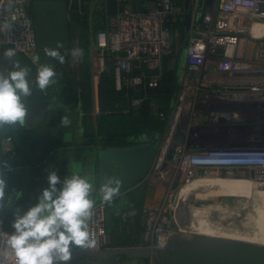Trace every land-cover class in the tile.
<instances>
[{"label":"built area","instance_id":"obj_1","mask_svg":"<svg viewBox=\"0 0 264 264\" xmlns=\"http://www.w3.org/2000/svg\"><path fill=\"white\" fill-rule=\"evenodd\" d=\"M93 1L67 0L69 10L79 15L85 14L84 5H88L90 11L94 9ZM206 1L202 0V3ZM256 2L213 0L211 6L203 9L198 0H193L192 21L198 13H201V19L188 39L166 142L170 136L173 137L189 91L194 95L206 86L227 81L233 84L243 81L250 90H261L264 83V34L254 36L253 26L244 19L248 17L264 23L255 15ZM97 8L104 16V26L97 29L90 39L91 76L96 83L101 76L110 73L114 88L122 92L123 100L122 104L115 103L114 109L108 112L129 113L141 106L146 89L160 84L163 57L173 50L171 25L184 20L183 10L179 0H142L140 12L133 10L132 0H116L115 14H110L108 0H99ZM9 18L12 20L11 27L6 30L0 27V53L7 47H14L17 53L37 67L41 64V56L30 1L0 0V20ZM37 56L38 60L35 59ZM10 141L11 136H7L4 142L6 149H10ZM261 160L255 152L227 149L197 159L187 155L183 163L256 165ZM161 161L158 160V165ZM153 216L154 211H150L148 222L154 219ZM89 230L96 241L95 246L82 249L114 247L106 229L104 201L95 202ZM170 232L169 223L155 222L150 244L165 245ZM7 233L10 231L4 229L3 219L0 218V252L8 248ZM0 259L4 264H15L12 256H0Z\"/></svg>","mask_w":264,"mask_h":264},{"label":"rangeland","instance_id":"obj_2","mask_svg":"<svg viewBox=\"0 0 264 264\" xmlns=\"http://www.w3.org/2000/svg\"><path fill=\"white\" fill-rule=\"evenodd\" d=\"M98 2L93 1L94 9ZM189 6L187 1L184 22L187 28L191 16ZM244 19L253 26L254 36L264 34L263 22L248 17ZM88 22L89 33L93 34L102 19L94 10L89 14ZM75 61H70L72 66ZM261 87L255 92L247 87L246 82L233 84L227 81L206 86L194 95L188 92L173 137L166 142L169 123L156 145L154 162L141 181L145 185V195L149 193L150 198L145 196L143 199L138 219L149 211V207L155 214L148 223H145L147 213L143 217V227L149 236L155 222L170 224L171 209L176 205L226 210L222 215L225 221L264 228V177L256 173L257 168L264 167V83ZM35 92L33 86L31 96H36ZM151 104L153 110L159 112L158 103L153 101ZM136 140L151 139L148 134H143ZM164 144L166 148L162 150ZM227 149L255 152L262 160L256 165L183 163L187 155L197 159ZM159 159L162 161L158 165Z\"/></svg>","mask_w":264,"mask_h":264},{"label":"water","instance_id":"obj_3","mask_svg":"<svg viewBox=\"0 0 264 264\" xmlns=\"http://www.w3.org/2000/svg\"><path fill=\"white\" fill-rule=\"evenodd\" d=\"M213 0H207L211 6ZM110 14L116 12V0H108ZM133 10L142 11V0H132ZM203 8V7H202ZM204 9V8H203ZM32 15L40 50L57 47L60 51L71 46L70 10L67 0H34ZM255 15L264 21V0H257ZM201 13L195 17V27ZM188 38L184 40L185 53ZM10 68V67H9ZM27 118L39 112L45 101H26ZM48 129L42 128L37 152L42 151ZM156 145L148 142L103 148L90 170L97 176V186L107 178L119 180L116 198L136 187L154 162ZM67 161V160H65ZM81 161H72V169L79 171ZM63 164L60 168H64ZM112 198V199H113ZM98 199L103 201L98 194ZM105 202V201H104ZM226 210L176 205L171 209V232L165 245L123 246L100 249L74 248L69 264H98L115 255L151 258L153 264H264V228L225 221ZM0 218L2 214L0 213Z\"/></svg>","mask_w":264,"mask_h":264},{"label":"crops","instance_id":"obj_4","mask_svg":"<svg viewBox=\"0 0 264 264\" xmlns=\"http://www.w3.org/2000/svg\"><path fill=\"white\" fill-rule=\"evenodd\" d=\"M180 6L183 10V14H185V9L183 8L184 6ZM192 6L193 0H190L189 12H191ZM94 10H98L100 12L97 8L89 11V14H91ZM184 20L182 22H184ZM188 22L189 39L191 30L194 28L192 27L194 21H192L191 16ZM172 34L174 38L175 33H173V31ZM89 36L91 37L92 34L89 33ZM73 41L74 43H72ZM73 47H80L77 32L71 39L70 48L63 50V52L67 54L69 68L76 70L78 69L80 58L76 59L75 66H72L74 59L70 55V49ZM16 59L20 61L21 65L29 66L32 70L31 75L33 77L35 76L37 67L31 65L22 54L17 52ZM70 61L72 63H70ZM4 64L7 67H11V65H7L6 61ZM183 66H181L180 72L182 71ZM108 74L111 76L110 73ZM110 78L113 81L112 76ZM98 84L99 81L95 83L91 76L92 93L89 105L81 101V104H78L74 108H69V106L66 105L62 98L60 87L57 83L50 85L43 91L36 88V96H30L26 101H45V105L39 109L38 113L32 115L29 124L25 121L23 125H8L7 130L0 132V162H5L0 163V174H2L7 181L6 191L11 193L13 196L11 206L0 208V213L2 214L4 224H7L11 231L13 230L11 226L13 211L17 208L20 210L26 209L28 206L36 202V197L40 190L47 186V175L49 171L55 170L61 180L72 172H78L80 175L90 178L94 185L98 188L97 176L94 171L90 170L92 162L97 159L100 151L105 148L98 140V119L101 115L111 113L108 112L110 111L109 109L103 110L99 103ZM64 115H68L71 119V124L68 126L61 124V117ZM42 128L48 129V136L42 151L37 152L38 139ZM8 134L11 136V141L9 143L10 149H6L4 146V142ZM34 156L38 157V159H35ZM30 159L35 161L30 164L28 162ZM9 161H12L11 163L13 164H10ZM63 161L65 167L60 168ZM72 161H81V163H83L82 167L79 168V171H74L72 169ZM141 183L142 182H140L137 186L142 185L145 187V185ZM17 191L21 192V196L18 200L15 199V193ZM145 194L146 193H144L143 199H145V196L149 199V193H147V195ZM122 195L118 197H121ZM93 198L95 199V202L100 201L98 199V193L95 191L93 192ZM106 202L108 201H105L104 203ZM120 205L121 204L118 203L114 205L113 208V210H115L114 217L118 219V226L106 227L108 234L112 238V245L114 247H136L143 246L147 242L150 243L152 236H149L148 232L143 227V217L145 216V213H147L145 223H148V213L152 211V209L149 207V211L147 212L146 210L143 214L144 216H141V218L138 219L141 211V209H138V206L123 209L119 207ZM141 207L143 208V206ZM98 264H153V262L151 258H136L127 255H115L108 259H102V261Z\"/></svg>","mask_w":264,"mask_h":264},{"label":"clouds","instance_id":"obj_5","mask_svg":"<svg viewBox=\"0 0 264 264\" xmlns=\"http://www.w3.org/2000/svg\"><path fill=\"white\" fill-rule=\"evenodd\" d=\"M11 22V18L0 20V27L6 30L11 27ZM59 45L57 42V47L46 48L45 54L63 64L66 57ZM70 55L74 60L78 59L83 55V49L73 47ZM5 61L10 68L5 66ZM31 71L29 66L21 65L16 59L14 47L0 53V126L23 125L27 118L25 101L32 95L33 86L43 91L57 81L52 64H38L34 77ZM61 124H71L70 117L62 116ZM6 188L7 181L0 174V208L11 206L13 196ZM118 190L119 180L114 177L107 178L97 188L90 178L78 172L61 180L55 170L49 171L47 186L40 190L36 202L26 209L13 211V230L7 233L8 248L0 252V256L14 257L15 264H69L74 248L95 246L96 241L89 230L95 204L93 192L103 201L110 202ZM20 196L21 192L17 191L15 199ZM0 264H4L2 259Z\"/></svg>","mask_w":264,"mask_h":264},{"label":"trees","instance_id":"obj_6","mask_svg":"<svg viewBox=\"0 0 264 264\" xmlns=\"http://www.w3.org/2000/svg\"><path fill=\"white\" fill-rule=\"evenodd\" d=\"M30 7L32 8V2ZM190 0H179V4L183 5L184 9ZM85 14L79 15L70 11V28L72 29L71 38L79 36L80 48L83 49V55L80 57L78 69L69 68L67 54L61 51L66 57L63 64L59 63L52 57L45 54V50H40L41 64H52L57 73V85L60 87L61 95L66 105L69 108H74L81 101L89 105L91 100V68L89 62V6L84 5ZM186 11V10H185ZM96 16L102 19V24H96V27L103 28L104 16L98 10L95 11ZM185 15V14H184ZM185 22V20H184ZM184 22L174 23L171 30L174 35L173 52L163 57V77L160 84L153 89H146L145 99L141 106L136 110H131L129 113L111 112L101 115L98 119V140L103 147L106 146H125L135 143L149 142L157 145L163 137L170 114L173 110L175 95L177 90L178 75L182 66L183 51L182 43L188 38V28ZM111 76L106 73L101 76L98 84L99 103L104 109L110 111L114 109L115 103L122 104V92L117 91L112 84ZM158 103L159 112H155L152 108V102ZM8 125L0 126V132L7 130ZM148 134L151 140H139L136 138ZM10 136V134H8ZM38 159V157H35ZM35 160L30 159L28 162L32 164ZM12 161H9L10 164ZM145 187L140 185L123 194L121 197L113 199L110 202L104 203L106 213V227H117L118 219L114 217V205L120 203L119 207L129 209L138 206L141 209ZM4 229L11 232L7 224H4Z\"/></svg>","mask_w":264,"mask_h":264},{"label":"bare ground","instance_id":"obj_7","mask_svg":"<svg viewBox=\"0 0 264 264\" xmlns=\"http://www.w3.org/2000/svg\"><path fill=\"white\" fill-rule=\"evenodd\" d=\"M165 148H166V145L164 146L163 150H165ZM256 173H257V175L264 177V167H262L261 169L257 168ZM244 225H247V224H244ZM170 226H172L171 222H170Z\"/></svg>","mask_w":264,"mask_h":264},{"label":"flooded vegetation","instance_id":"obj_8","mask_svg":"<svg viewBox=\"0 0 264 264\" xmlns=\"http://www.w3.org/2000/svg\"><path fill=\"white\" fill-rule=\"evenodd\" d=\"M207 2V1H206ZM206 2L205 3H202V0H198V4H199V6H201V7H206V6H208L207 4H206ZM42 62V61H41Z\"/></svg>","mask_w":264,"mask_h":264}]
</instances>
